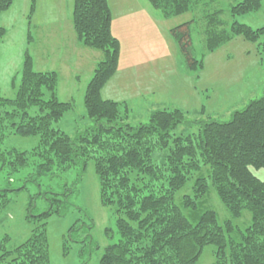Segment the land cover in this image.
<instances>
[{
    "label": "trees",
    "instance_id": "obj_1",
    "mask_svg": "<svg viewBox=\"0 0 264 264\" xmlns=\"http://www.w3.org/2000/svg\"><path fill=\"white\" fill-rule=\"evenodd\" d=\"M148 1L165 18L195 11L199 2ZM13 2L0 0V14ZM73 2L72 25L78 43L103 52L85 90L84 105L92 125L73 137L54 126L71 108L58 98V73L35 70L33 57L26 53L22 69L14 76L19 77L14 98L4 97L0 87V169L8 166L10 174L17 173L35 159L34 175L40 177L75 166L85 172L92 161L100 198L105 205L115 207L121 235L104 249L99 264H195L206 245L215 247V264H264V180L250 168L264 166V94L234 110L230 120H188L187 113L176 107L153 110L146 123L130 124L120 115L119 102L105 99L102 93L118 71L121 51L119 38L112 34L109 0ZM35 6L32 0L30 18ZM262 6V0H242L232 6L231 13L242 15ZM192 22L170 30L187 56L189 70L198 68ZM208 26L209 50L236 34H244L252 42L264 39V26L252 28L237 20L227 31L219 32L214 24ZM7 33L0 25V44ZM260 44L264 63V41ZM197 123L200 126L194 132ZM181 125L193 130L172 132ZM5 128L23 138L37 137L38 145L28 150L3 147ZM159 152L164 153L157 162L155 154ZM190 182L192 193L179 197L177 192ZM212 187L234 219L247 210L251 221L237 228L231 219L221 223L216 208L205 205ZM10 191L14 189L0 187V212L10 199ZM67 205L68 200L53 197L45 214L63 215ZM86 228L73 225L70 233ZM106 231L112 234L110 229ZM9 239L0 236V264H50L45 227L14 248L7 247ZM83 242L91 249L98 247L90 233ZM86 252L81 250L80 255L85 258Z\"/></svg>",
    "mask_w": 264,
    "mask_h": 264
},
{
    "label": "rangeland",
    "instance_id": "obj_2",
    "mask_svg": "<svg viewBox=\"0 0 264 264\" xmlns=\"http://www.w3.org/2000/svg\"><path fill=\"white\" fill-rule=\"evenodd\" d=\"M73 1L35 0L30 18L32 0H14L10 9L0 14V25L8 29L0 44L3 96L14 98L19 87L16 81L19 77L14 76L22 69L29 53L35 70L58 73V98L68 102L71 108L54 126L72 137L92 125L84 105L85 90L97 63L103 59L101 50L78 43L72 25ZM241 1L199 0L195 11L165 18L148 0H109L112 34L119 38L121 51L118 71L103 88L104 98L119 102L120 115L135 126L146 123L153 110L176 107L187 113L188 120H230L234 110L243 109L264 94L260 47L263 38L252 42L244 34H236L216 49L209 50L206 45L210 24L217 25L219 32L229 30L235 20L252 28L264 26V0L259 10L233 16L232 6ZM188 20H193L192 48L198 60L195 70H189L187 56L170 32ZM199 126L197 123L194 132ZM191 130L193 128L181 125L172 132ZM2 132L5 148L28 150L38 145L37 137L23 138L7 128ZM163 153L155 154L157 162L161 161ZM35 168V159H31L28 166L17 173L10 174L8 166L0 169V187L14 189L0 212V236H10L7 247L20 245L31 238L35 230L45 227L50 264H99L104 249L120 240L121 235L115 207L105 205L100 198L94 163L90 161L85 172L75 166L40 177L34 175ZM250 168L264 180V166ZM204 170L208 172L207 168ZM191 183L177 195L191 194ZM207 196L205 205L216 208L221 223L231 219L233 227L237 228L251 221L252 214L247 210L245 215L234 219L215 188L212 187ZM53 197L69 201L65 214H45ZM78 224L87 228L70 233L71 227ZM89 233L98 245L95 249L83 242ZM81 250H87L85 258L80 255ZM203 251L195 264H215V247L206 245Z\"/></svg>",
    "mask_w": 264,
    "mask_h": 264
}]
</instances>
